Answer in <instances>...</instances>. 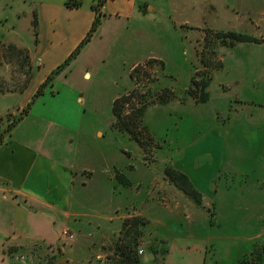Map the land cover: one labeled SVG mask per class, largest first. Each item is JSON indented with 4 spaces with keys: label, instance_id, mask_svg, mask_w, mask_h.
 <instances>
[{
    "label": "crops",
    "instance_id": "crops-1",
    "mask_svg": "<svg viewBox=\"0 0 264 264\" xmlns=\"http://www.w3.org/2000/svg\"><path fill=\"white\" fill-rule=\"evenodd\" d=\"M71 2L79 6H68ZM27 4L24 9L22 6ZM159 4L160 0H104L100 9L101 23L90 43L33 102L29 113L14 128L6 133L0 129V264H57L63 248L55 241L64 225L82 231L95 220H106L113 225L116 221L121 223L128 217L140 215L151 225L175 223L173 231L164 226L170 236L168 253L162 264L221 262L218 250L222 249L223 236L215 235L218 228L208 225L205 219L193 223L185 220L177 206L169 209L170 206L160 205L157 195L162 187L158 184L156 169L136 168L124 174L123 184L132 185L122 187L134 191L135 200H142V203H125L127 208L136 207L135 214L131 209L127 210L130 213L118 217L113 215L115 209L111 208L109 212L79 211L85 203L77 195L75 175L88 167L87 159L95 163L102 161L99 154L92 157L87 144H94L93 140L101 131L108 135L112 104L126 87L129 70L142 64L147 47L157 46V21L148 19V14L167 12L159 9ZM0 5L1 16L12 23L9 28L0 26V39L7 45L26 50L34 63L23 88L0 92L5 110L0 114L1 120L10 113L20 117L40 86L83 43L98 14L94 10L97 0H0ZM166 9L174 8L167 6ZM28 25L33 36L30 42L17 34ZM259 70L256 68L254 72ZM100 84L101 89L108 91L106 98L95 89ZM105 110L109 122L101 127L97 122ZM256 111L259 112L258 108L251 113ZM237 123L234 122V128ZM236 127L234 163L245 168L246 184L234 189V229H238L239 237L235 238L238 247L231 264L249 255L254 243L264 244V118L252 117ZM194 141L174 154L170 164L190 179L202 194L205 205L215 201L210 189L223 165V140L210 135ZM206 142L214 143L215 151H222L221 156L205 157L204 153L193 152ZM201 155L209 159L203 166L199 162ZM174 187L167 182L166 198L169 189ZM215 204L225 206L217 201ZM173 216L174 219H170ZM72 243L71 248H66L71 255L85 246L80 242ZM26 255L31 260L28 263L23 260ZM140 262L143 264L142 258ZM146 264H154V261L150 259Z\"/></svg>",
    "mask_w": 264,
    "mask_h": 264
},
{
    "label": "rangeland",
    "instance_id": "rangeland-1",
    "mask_svg": "<svg viewBox=\"0 0 264 264\" xmlns=\"http://www.w3.org/2000/svg\"><path fill=\"white\" fill-rule=\"evenodd\" d=\"M167 6L174 9H166ZM22 7L25 9L28 4ZM159 9L167 12L148 14V19L157 21V46L147 47L138 77L132 78L134 68H128L130 73L126 87L118 96L130 97L124 114L131 116L132 122L138 123L137 132L142 143H137L128 133L117 128V119L112 111L108 135L101 131L93 140L94 144H87L86 147L92 157L99 154L102 161L95 163L87 159L88 167L75 175L77 195L85 203L79 207V211L109 212L111 208L115 209L113 215L118 217L130 213L127 210L131 209V213L135 214L136 207L127 208L125 203H142V200H135V192L125 189L132 184H123V178L126 179L124 174L136 168L156 169L158 184L162 187L157 195L160 205L170 206L169 209L177 206L185 220L193 223L205 219L208 225L218 228L215 235L223 236L222 249L218 250L219 264H231L235 258L234 250L238 247L235 238L239 237L238 229H234V189L246 184L243 176L245 168L234 163V134L237 125L245 124L252 117L264 118V0H160ZM4 19L5 16L0 14V26L10 27L11 21ZM36 23L35 19V32ZM17 34L20 39L33 40L29 25L19 29ZM230 34L254 38L257 42L234 43ZM37 35L38 32L34 33L35 40ZM33 64L26 50L7 45L6 41L0 39V92L23 88ZM256 68L260 69V73L254 72ZM205 78L212 80L208 88L210 97L207 103H199L189 95L188 90L193 89L201 96V88L193 82L201 83ZM101 87L100 84L95 89L106 98L108 91ZM168 97L173 99L161 103ZM157 99L162 101L157 102ZM11 102L6 101L7 104ZM142 108L144 114L137 120L135 114ZM256 108L259 112L252 114L251 110ZM4 113V104L0 101V114ZM101 115L97 123L105 127L109 122L107 110L102 111ZM18 119L19 115H5L0 120V129L9 132ZM4 121H7L6 125H3ZM234 122H238L235 128ZM210 135L222 138L224 151H221L223 165L218 169L210 189L215 201L204 205L202 199V203H198L177 187L169 189L167 199L164 194L167 182H173L166 171L173 168L170 161L174 154L194 140ZM193 152L204 153L205 157L221 156L220 150L215 151L212 142L194 148ZM206 161L209 159L201 155L199 162L202 166ZM206 189L205 194L208 193ZM238 197L242 199V196ZM216 201L219 205L225 203V206H217ZM170 219H174V216ZM117 222L112 225L106 220H95L93 225L84 226V233L64 225L57 232L59 236L55 241L63 248L57 264H119V251L136 256L139 261L142 258L143 264L150 259L154 264L164 263L170 236L164 226L173 231L174 222H171L172 225L166 223L163 226L159 222L151 225L142 215ZM111 229H114L113 233ZM65 231L72 234L74 239H65ZM74 241L75 245L80 242L85 246L71 255L66 248H71ZM251 248V253L243 258H248L254 264H264V244L256 242ZM23 260L27 263L31 261L27 255ZM61 260L63 263H60Z\"/></svg>",
    "mask_w": 264,
    "mask_h": 264
},
{
    "label": "trees",
    "instance_id": "trees-1",
    "mask_svg": "<svg viewBox=\"0 0 264 264\" xmlns=\"http://www.w3.org/2000/svg\"><path fill=\"white\" fill-rule=\"evenodd\" d=\"M68 6H79L78 3H74L71 2L70 4H67ZM104 5V0H97V6L94 8V10L96 11L97 18L95 20V22L93 23V26L90 30V32L88 33L86 39L83 41V43L79 46V48L72 54V56L65 62V64H63L62 66H60L58 69H56L55 71H53V73L48 77V79L45 81V83H43L40 88L38 89L37 93L35 94V96L33 97L32 102L28 105L27 108H25L22 112L21 115L19 117V119L14 122L11 126V128H14L30 111L33 102L35 100H37L40 96L43 95V93L45 92V90L47 89V87L53 83L57 77L63 73L65 68H68L72 61L74 59L77 58V56L81 53V51L83 50V48L90 43V41L93 39V37L95 36L98 27L100 26L101 23V15H100V9L101 7ZM230 37L232 39H234V43L236 42H257L256 39L254 38H248L246 36H242V35H238V34H230ZM142 67L137 66L133 72H132V78L133 77H138V73H140V70ZM31 75V73H30ZM29 75V77H30ZM137 75V76H136ZM211 78H208L205 80H203V82L198 83L196 81H194V85H196V87H200L202 94L201 96L198 95L197 91L193 90V89H189L188 93L190 96H192V98L196 99V101H198L199 103H207L209 101V92H208V88L211 84ZM173 97H168L166 100H156L157 102H168L170 100H172ZM130 102V97L123 95L121 98L117 99L114 102L113 105V114L116 117L117 121H116V125L117 128L128 133L131 138L136 141L137 143H142L139 136H138V132L137 130L138 128V123L132 122L133 118L129 115L124 114V109L125 106L128 105ZM144 114V109L142 108V110H140L139 112H137V114H135L137 117L136 119H139V116H143ZM167 176L170 178V180L175 184V186L179 189H181L184 193H186L188 196H190L191 198H193L194 200H196L198 203H202V194L193 186L192 182L190 181V179L183 173L178 172L177 170L173 169V168H169L166 171ZM123 253V255L121 256V254ZM117 256L120 258V262L119 264H141V262L139 261V259L136 256H133L131 254H125V252L123 251H119V253H117ZM237 264H254L252 263L251 260H249L248 258H243L240 261H238Z\"/></svg>",
    "mask_w": 264,
    "mask_h": 264
},
{
    "label": "built area",
    "instance_id": "built-area-1",
    "mask_svg": "<svg viewBox=\"0 0 264 264\" xmlns=\"http://www.w3.org/2000/svg\"><path fill=\"white\" fill-rule=\"evenodd\" d=\"M63 235H64L65 239H67V240H73L74 239V236L67 231H65Z\"/></svg>",
    "mask_w": 264,
    "mask_h": 264
},
{
    "label": "water",
    "instance_id": "water-1",
    "mask_svg": "<svg viewBox=\"0 0 264 264\" xmlns=\"http://www.w3.org/2000/svg\"><path fill=\"white\" fill-rule=\"evenodd\" d=\"M60 263H63V261L61 260Z\"/></svg>",
    "mask_w": 264,
    "mask_h": 264
}]
</instances>
